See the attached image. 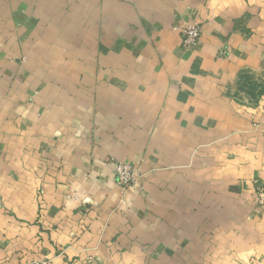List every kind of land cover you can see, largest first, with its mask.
<instances>
[{"label":"crops","instance_id":"0c3cea01","mask_svg":"<svg viewBox=\"0 0 264 264\" xmlns=\"http://www.w3.org/2000/svg\"><path fill=\"white\" fill-rule=\"evenodd\" d=\"M260 189L264 0H0V264H264Z\"/></svg>","mask_w":264,"mask_h":264},{"label":"built area","instance_id":"2783aa9c","mask_svg":"<svg viewBox=\"0 0 264 264\" xmlns=\"http://www.w3.org/2000/svg\"><path fill=\"white\" fill-rule=\"evenodd\" d=\"M182 36V42L186 49H193L199 45L202 29L197 23H185L176 27ZM115 174L117 183L122 190L128 191L137 182V176L135 175V169L132 163L129 162H117L115 164ZM257 202L260 205H264V189H260L257 193ZM49 258L35 259L22 264H48Z\"/></svg>","mask_w":264,"mask_h":264},{"label":"rangeland","instance_id":"374dc122","mask_svg":"<svg viewBox=\"0 0 264 264\" xmlns=\"http://www.w3.org/2000/svg\"><path fill=\"white\" fill-rule=\"evenodd\" d=\"M181 34V33H180ZM181 38H182V36H181ZM256 203L258 204V202H257V197H256ZM259 206H261V207H264V205H260V204H258ZM48 258V257H47ZM43 259H45V258H43ZM33 260H35V259H33ZM30 261H32V260H30ZM28 262V261H27Z\"/></svg>","mask_w":264,"mask_h":264}]
</instances>
